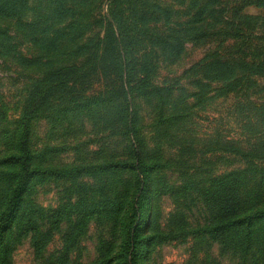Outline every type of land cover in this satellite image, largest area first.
I'll list each match as a JSON object with an SVG mask.
<instances>
[{
    "label": "trees",
    "instance_id": "16d2710c",
    "mask_svg": "<svg viewBox=\"0 0 264 264\" xmlns=\"http://www.w3.org/2000/svg\"><path fill=\"white\" fill-rule=\"evenodd\" d=\"M120 1H106L103 33L86 57L48 68L36 77L18 117L8 131L1 132L0 264H13L17 246L27 239L42 264H66L68 252L93 218L112 226L120 242L115 252L100 254L98 264H150L149 255L163 236L184 239L187 232L206 246L215 244L214 258L232 264H264V128L248 146H243L244 137L216 140L218 158L232 163L228 171L213 172L214 163L205 157L209 144H195L200 142L196 132L184 125L192 111L180 101L179 86L156 82L151 47L146 50L145 44L140 51L129 47L136 35L129 30L133 22L118 14ZM28 2L0 0V17L18 15V25L25 31L36 27L21 19ZM10 38L0 29V54L14 57L17 52ZM241 44L253 46L256 52L248 54L240 48L235 59L207 60L205 74L220 82L214 93L235 96L238 112L249 108L264 121V96L255 95L259 92L255 78H264V45L260 52L257 42ZM107 69L114 71L112 89L105 92L110 94L101 90L86 95L84 88ZM103 109L108 112V134L121 143L120 156L104 166L110 179L102 183L103 198L78 201V205L67 201L58 209L36 205L37 185L57 180L52 156L57 145L35 147L36 124L44 121V136L52 137L61 121L77 114L98 117ZM163 196L174 205L164 230L158 224V201ZM62 223L67 230L59 255L56 251L45 256Z\"/></svg>",
    "mask_w": 264,
    "mask_h": 264
},
{
    "label": "rangeland",
    "instance_id": "374dc122",
    "mask_svg": "<svg viewBox=\"0 0 264 264\" xmlns=\"http://www.w3.org/2000/svg\"><path fill=\"white\" fill-rule=\"evenodd\" d=\"M106 1L29 0L21 19L25 24L37 26L26 31L18 25V15L0 17V29L10 35L17 52L14 57L0 54V149L4 139L1 132L8 131L18 117L30 83L48 68L80 62L89 53L92 42L103 33ZM116 9L123 20L133 22L129 30L136 39L129 47L140 51L146 44V50L152 48L156 56V82L179 86L180 101L192 111L184 125L196 132L200 142L195 144H209L205 157L214 163L213 172L228 171L232 162L218 158L221 152L214 142L244 137L243 146H248L258 140L255 134L262 131L264 121L249 108L238 112L234 108L238 101L235 96L223 98L214 93L212 89L220 82L205 74L204 63L220 56L235 59L240 48L248 54L256 52L251 45L245 48L241 41L257 42L261 47L257 49L263 51L264 0H144L142 4L139 0H121ZM112 73L114 71L107 69L96 75L84 88L85 94L101 90L106 96L110 94L105 92L111 87ZM255 79V88L259 90L255 95L262 98L264 78ZM107 114L103 109L101 115L94 118L74 115L61 121L57 135L52 137L44 136V121L36 124L34 146L57 145L52 155L57 180L37 185L33 195L36 205H57L58 209L67 201L78 205V201L91 203L103 198L102 183L110 179L104 166L121 153L120 139L108 134ZM180 134L183 133L180 131ZM172 202L166 196L158 201V224L163 230L174 206ZM66 230L67 225L62 223L48 242L45 256L56 251L59 255ZM82 230L66 256V264H98L100 254L117 250L118 234L109 224L93 218ZM216 256L215 244L206 246L196 234L187 232L184 239L163 236L149 255V262L232 264L227 259L214 258ZM13 264H42L28 239L17 246Z\"/></svg>",
    "mask_w": 264,
    "mask_h": 264
}]
</instances>
